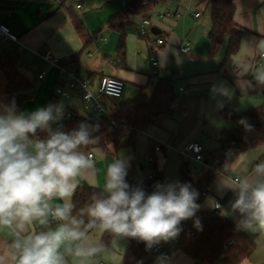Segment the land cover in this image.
<instances>
[{
    "label": "crops",
    "instance_id": "crops-1",
    "mask_svg": "<svg viewBox=\"0 0 264 264\" xmlns=\"http://www.w3.org/2000/svg\"><path fill=\"white\" fill-rule=\"evenodd\" d=\"M118 1L120 0H0V24L7 27L17 38L16 40L0 39V52H18L20 55L19 69L32 81L34 95L31 99L35 98V101H40L45 105L55 104L54 90L58 78L62 76L58 67L52 66L40 55L45 49H51L54 55L61 58L77 57L76 68L82 77L91 80L94 92L103 76L119 78L124 81L125 86L126 82H132L140 86L139 94L148 95L152 94L159 78L169 77L172 80L176 93L172 114L159 119L149 125L146 130L139 132L134 146L123 145L125 137L119 146L110 144L107 149L94 147L84 151L88 155L93 154L94 167L86 170L83 176L78 178L77 190L83 186L103 190L108 165L120 157L126 158L130 165L135 161L143 166L136 176V182H139L143 176L145 168L143 163L153 164L148 167L145 165L146 172L151 173L156 168L162 172L166 183L173 182L178 179L181 167L188 161L181 152L188 142L200 141L205 146L208 155L220 156L221 150L218 142L220 131L232 129L236 125L235 121L222 115V110L230 109L237 114H242L264 103V86L258 84L255 79L258 72H264V60L262 65H256L260 53L256 45L264 39V0H235V21L245 31L239 51L230 57H227L228 39L220 45H213L208 38L211 28V10L207 5V0H200V3L196 1V6L188 9L187 14L191 18L188 30L180 29L183 22L169 18L165 13H160L163 19L153 18L151 15L152 28L158 31L154 33L153 43H151V38L146 39L149 51L150 48L153 49L160 66L158 68L151 66L150 74L131 69V44L136 41L135 35L127 33L130 46L128 45L126 64L122 67L117 63V53L115 56L110 54L116 44L118 48L120 34L114 31L112 42H109L105 29L110 31L114 29L109 26L108 21L103 29H97L89 21L92 12ZM126 1L124 3L121 0V8L131 0ZM78 3H81L83 8H77ZM159 5L163 8L166 2ZM159 5L154 11L160 7ZM201 5L205 7L203 13L208 11L206 17H203ZM177 12L180 11L177 9ZM198 12L200 16L195 17ZM142 17L130 15L129 19L132 24L136 22L139 27ZM156 38H162L164 44H157ZM186 42L190 43V50L183 52L181 48ZM129 54L130 60H128ZM42 72H46L44 79L39 77ZM6 85L7 79L0 71V103ZM221 85L231 89L230 98L220 93L213 94L210 91L212 86ZM44 87H50V96H47ZM135 93H129L124 88L120 98L103 96L101 101L106 110L113 113L120 102L139 95L135 96ZM27 103L28 101L24 102L22 106L25 107ZM64 105L70 107L76 114L87 117L96 115L92 107L82 100L81 94L77 91H74L71 97L64 101ZM18 112H23V110L20 108ZM53 129H55L54 126ZM157 145L161 147V150H155ZM241 155L246 158L247 169L250 171L253 165L264 161V146L236 153L228 169L219 172L212 183L201 209L215 210V202L219 200L223 204L219 212L223 216L226 215L225 209L229 207L233 193L229 190L219 191L217 180L220 178L224 179L225 183H229L238 174L246 175L237 162V157ZM192 166L195 177L200 176L207 169L200 162L192 161ZM90 202L91 199L84 209ZM50 203L55 206L63 201L54 198ZM74 216L83 219L85 225L90 219L86 214L81 216L78 213ZM226 218L234 224L232 218ZM48 221L47 225H40L38 221H33L29 232L55 230L62 223L51 216L48 217ZM243 232L255 243L256 247L252 255L239 264H264V233ZM103 234L104 232H101L98 227L89 229L88 241L91 245L102 246ZM14 239L12 229H0V254ZM164 244L170 252L171 264H205L185 252L177 243L169 241ZM129 245L130 238L114 236L111 249L103 247L100 253L87 259L76 257L71 252H64L67 247L74 249L75 244H66L61 251L65 254L67 264H99L100 262L121 264ZM155 262L156 260H151L149 264H155ZM214 264L224 263L217 260Z\"/></svg>",
    "mask_w": 264,
    "mask_h": 264
},
{
    "label": "clouds",
    "instance_id": "clouds-1",
    "mask_svg": "<svg viewBox=\"0 0 264 264\" xmlns=\"http://www.w3.org/2000/svg\"><path fill=\"white\" fill-rule=\"evenodd\" d=\"M256 47L264 54V39ZM255 79L264 85V72H258ZM210 91L229 98L232 95L224 85L212 86ZM64 113L62 103L29 113L18 112L14 100L0 103V229H12L15 236L0 254V264H67L64 252L84 259L93 257L103 246L91 245L87 233L97 227L101 232L143 242L146 250L178 238L184 221L191 219L197 231L203 230L196 216L201 208L198 190L177 180L157 182L154 190L146 193L127 182L130 164L123 157L108 165L103 191L81 209V216L90 218L87 225L72 215L78 178L94 167L92 157L81 149L97 143L99 137L92 134L97 126L87 123L67 132L53 129ZM238 123L246 130L253 128L246 118ZM237 162L246 175L238 174L229 183L217 180L219 191L233 193L224 216L234 220L238 231L264 233V161L250 171L245 157L238 156ZM54 198L63 203L53 206ZM49 216L62 223L55 230L29 232L33 221L47 225ZM66 244H75V248L62 252ZM155 264H171V258L161 254Z\"/></svg>",
    "mask_w": 264,
    "mask_h": 264
},
{
    "label": "trees",
    "instance_id": "trees-1",
    "mask_svg": "<svg viewBox=\"0 0 264 264\" xmlns=\"http://www.w3.org/2000/svg\"><path fill=\"white\" fill-rule=\"evenodd\" d=\"M168 1L171 0H131L110 17L109 26L120 34L117 48L119 66L124 67L126 64V29L132 24L129 16L149 17L160 3ZM207 5L211 10V28L208 33L210 42L213 45H220L228 39L227 57L236 54L240 49L245 30L235 21V0H207ZM19 60L20 55L16 51L0 52V71L4 73L7 79L1 103L8 104L14 100L17 111L20 110L24 102L34 95V85L20 71ZM77 63L76 57L71 58L68 64L77 67ZM175 102L176 93L171 78L161 77L151 95L141 93L136 98L120 102L110 116L93 115L87 117L75 113L74 117L65 124L63 131L75 129L80 123L97 126L98 130L92 134L99 137V141L89 144L81 151H88L94 147L107 149L110 144L119 146L125 137L123 145L134 146L138 133L146 130L149 125L159 119L168 116L173 111ZM222 115L235 121L236 125L232 129L220 131L218 138L220 156L208 155L206 159L207 162L218 160L216 166L207 168L200 176L195 177L192 161L188 160L181 167L178 179L174 180L189 182L193 188L198 190L199 199L197 203L200 205L208 195L209 189L219 172L228 169L236 153L264 146V103L260 107L242 114L224 109ZM241 118H246L247 124L253 126L252 130H246L245 125L238 123ZM39 135L43 138L45 134L39 133ZM143 165L145 167L143 176L139 182H136L140 165L135 161L131 163L126 177L129 185L141 187L146 193H151L157 182L166 183L162 172L156 168L151 173L146 172V166H153V164L143 163ZM102 191L90 186H83L78 189L73 197L72 215L80 213L92 196L99 195ZM196 216L201 220L203 230L197 231L193 227V220L190 219L182 222L183 230L176 238L179 246L195 259L205 264H214L217 260H221L224 264H239L254 252L255 243L243 231L236 230L235 224L221 215L219 211L200 208ZM114 236L104 232L101 245L106 249H111ZM151 260V255L147 252L145 244L130 238V245L121 264H149Z\"/></svg>",
    "mask_w": 264,
    "mask_h": 264
},
{
    "label": "built area",
    "instance_id": "built-area-1",
    "mask_svg": "<svg viewBox=\"0 0 264 264\" xmlns=\"http://www.w3.org/2000/svg\"><path fill=\"white\" fill-rule=\"evenodd\" d=\"M77 8H83L81 3L77 4ZM175 15L177 17L180 16L179 12H176ZM200 12L195 14V17H199ZM153 22L151 16L142 17L139 23V34L147 38L150 34H154L153 30ZM13 39L16 40V36L12 35L7 27L0 24V39ZM155 42L157 44H164V40L162 38H156ZM183 52H188L190 50V43L186 42L182 46ZM42 58L51 64L52 66L58 67L62 73V76L58 78L55 90H54V101L55 104L62 103L64 105V101L71 97L74 91H77L81 94L82 100L89 106L92 107L93 111L98 116H110L106 108L104 107L101 98L103 96H108L112 98H120L123 94L125 83L123 80L111 77V76H103L100 78L97 86V90L94 92L92 90L91 80L87 77H82L79 74L78 69L74 65H69L71 58L65 57L61 58L54 55L51 49H45L40 54ZM147 62L153 68H158L160 66V62L157 57L154 55V51L150 48L149 55L146 56ZM264 60V54L259 53V56L256 60V65H262ZM46 76V72H42L39 77L40 79H44ZM65 113L64 118L58 124H53L54 128H61L63 130L65 124L69 122L75 115V112L70 108L64 105ZM115 124L114 121H112ZM155 150H161L160 146H155ZM182 154L191 161L203 163L206 168H214L218 163V160L214 162H207L206 159L208 157L205 146L200 141H190L188 142L184 149L181 151ZM93 158V154H89ZM223 204L221 201L217 200L215 202V210L219 211L222 208ZM173 243L178 244V239L171 240ZM151 255L152 260H156L158 256L161 254L170 257V252L166 245L161 242L159 245L154 246L151 250H147ZM99 264H103L100 262Z\"/></svg>",
    "mask_w": 264,
    "mask_h": 264
},
{
    "label": "rangeland",
    "instance_id": "rangeland-1",
    "mask_svg": "<svg viewBox=\"0 0 264 264\" xmlns=\"http://www.w3.org/2000/svg\"><path fill=\"white\" fill-rule=\"evenodd\" d=\"M125 3V0H123ZM130 0H127L126 2H129ZM196 1H198V3H200V0H171L166 2L165 7L161 8L162 6H160L159 8H157V10H155L154 12H152V17L153 18H161L163 19V17H160V13H165L166 16H168L169 18H173V19H178L181 22H183L180 25V29H184V30H188L190 23L189 20L191 19L190 17H188L189 15L188 13V9H193L196 6ZM121 0L118 1L117 3H110L108 4L105 8H101L97 11H94L91 13L89 21L91 22V24L95 27H97V29H103V27L105 26V24L107 23V21H109L110 17L114 14H116L119 10H121ZM202 8V13L203 11H205V7L203 5H201ZM177 9L180 11L179 13H181V16L178 18L176 17L175 13L177 12ZM207 13H203V17L207 16ZM138 24H136V22H134V24H130L127 27V33L130 34L132 33L133 35H135V44L132 43L131 47H132V52H131V58H132V67L131 69H137L139 72L141 73H147L150 74L151 73V66L149 65V63L147 62L146 56L149 55V47L147 44V39L142 37L139 34V27L137 26ZM106 30V35L109 38V42H112L113 39V32H117L116 30ZM118 33V32H117ZM154 33V32H153ZM119 34V33H118ZM128 38V36H127ZM149 38H151V43H153V38H154V34H150ZM128 45L130 46L128 39H127V50H128ZM117 53V44L115 45V47L113 48V51L111 50L110 54H114V56ZM117 57V56H116ZM128 60H130V54L128 55ZM38 69V68H37ZM45 93L47 94V96H50L51 90L50 87H44ZM127 90V92L129 93H135V96H137L139 94L140 91V86H136L135 84H133L132 82H126V86H125V91ZM133 96V97H135ZM132 98V97H131ZM28 103L27 105H25V107H21V110H23V112L25 111V113H29L33 110H35L38 107H46L47 105H45L44 103L42 104V102L40 101H35V98L33 99H29L27 100Z\"/></svg>",
    "mask_w": 264,
    "mask_h": 264
},
{
    "label": "water",
    "instance_id": "water-1",
    "mask_svg": "<svg viewBox=\"0 0 264 264\" xmlns=\"http://www.w3.org/2000/svg\"><path fill=\"white\" fill-rule=\"evenodd\" d=\"M152 30H153L154 33H157V31H158V30H156V28H152ZM170 114H172V111L170 112ZM140 168L143 169V166L140 165Z\"/></svg>",
    "mask_w": 264,
    "mask_h": 264
}]
</instances>
